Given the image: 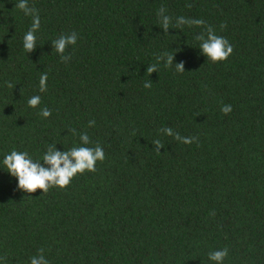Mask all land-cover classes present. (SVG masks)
I'll list each match as a JSON object with an SVG mask.
<instances>
[{
    "label": "trees",
    "instance_id": "1",
    "mask_svg": "<svg viewBox=\"0 0 264 264\" xmlns=\"http://www.w3.org/2000/svg\"><path fill=\"white\" fill-rule=\"evenodd\" d=\"M18 2L0 0V264H30L40 248L50 264H215L208 253L224 247L223 264H264V0H28L40 17L28 53L32 17ZM178 17L205 25L175 27ZM207 26L232 45L226 61L199 47ZM73 31L63 63L52 41ZM97 144L96 171L46 195L26 196L2 165L13 149L42 160L49 145Z\"/></svg>",
    "mask_w": 264,
    "mask_h": 264
},
{
    "label": "clouds",
    "instance_id": "2",
    "mask_svg": "<svg viewBox=\"0 0 264 264\" xmlns=\"http://www.w3.org/2000/svg\"><path fill=\"white\" fill-rule=\"evenodd\" d=\"M191 7L190 5H187ZM16 8L21 10L26 16L32 17V24L28 31L23 36V49L26 53L32 51L36 46V32L40 29V17L38 10L28 5V0H19L15 5ZM166 9L161 7L157 16L159 23L167 33L171 17L164 15ZM188 26H204L205 22L202 19H186L185 17H178L175 27ZM226 25H221L223 29ZM78 34L73 31L70 34H61L57 39L52 41L53 50L60 56L63 63H67L70 55H65L66 49L69 46H74L77 43ZM200 42L199 47L202 49L207 60L212 63L224 62L233 53V47L227 38L219 36L215 33L211 26H207L205 31L201 32L195 37ZM173 55L163 53L157 56V62L164 61V67L172 66ZM176 71L179 73L184 72L183 64H177ZM158 71V64L148 65L147 74L150 76L152 73ZM48 74L42 73L39 78L38 91L44 93L47 91ZM7 87L12 88L13 84L6 82ZM152 83L150 80L146 81L143 85L144 88H151ZM41 103L39 95H33L27 100V107L37 108ZM232 111L231 105H224L221 112L224 115ZM38 115L43 118L51 116V110L47 107L40 109ZM95 121H89V127L94 126ZM75 133V129L71 130ZM165 135L174 137L175 140L183 144H191L196 141V137H182L178 132H174L171 127L158 129ZM82 145H88L90 138L88 134L82 133L80 135ZM153 144L156 146L155 151L158 153L163 148L160 140H154ZM105 160V153L103 148L97 144L95 147L74 146L67 151L56 150V145H49L47 151L43 154L42 160L33 159L27 151H17L13 149L10 153L4 155L2 165L7 170L10 176L18 180L19 188L24 190L25 193L31 196L38 189L41 190L42 195H46L50 189L58 188L65 190L78 174L83 175L87 172H95L97 162ZM44 248L37 251V255L30 257V264H50V261L44 256ZM229 250L224 247L221 250H215L208 253V259L214 261L215 264H223L225 258L228 256Z\"/></svg>",
    "mask_w": 264,
    "mask_h": 264
}]
</instances>
